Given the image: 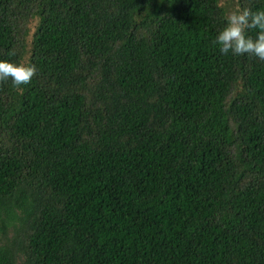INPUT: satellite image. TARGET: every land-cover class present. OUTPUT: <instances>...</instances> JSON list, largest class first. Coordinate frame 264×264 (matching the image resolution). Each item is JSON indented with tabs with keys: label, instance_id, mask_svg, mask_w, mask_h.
I'll list each match as a JSON object with an SVG mask.
<instances>
[{
	"label": "trees",
	"instance_id": "1",
	"mask_svg": "<svg viewBox=\"0 0 264 264\" xmlns=\"http://www.w3.org/2000/svg\"><path fill=\"white\" fill-rule=\"evenodd\" d=\"M243 8L0 0L37 69L0 82V264H264V62L212 43Z\"/></svg>",
	"mask_w": 264,
	"mask_h": 264
},
{
	"label": "clouds",
	"instance_id": "2",
	"mask_svg": "<svg viewBox=\"0 0 264 264\" xmlns=\"http://www.w3.org/2000/svg\"><path fill=\"white\" fill-rule=\"evenodd\" d=\"M256 29L258 34L255 39L246 35L249 30ZM219 46V51L227 55L253 56L264 62V11H252L243 8L233 11L226 18V26L218 33L212 42ZM15 55L14 51L8 53ZM35 65L26 66L0 61V82L11 81L13 87L31 83L36 75Z\"/></svg>",
	"mask_w": 264,
	"mask_h": 264
},
{
	"label": "rangeland",
	"instance_id": "3",
	"mask_svg": "<svg viewBox=\"0 0 264 264\" xmlns=\"http://www.w3.org/2000/svg\"><path fill=\"white\" fill-rule=\"evenodd\" d=\"M10 237V235H8ZM20 261V260H19ZM20 263V262H19Z\"/></svg>",
	"mask_w": 264,
	"mask_h": 264
}]
</instances>
